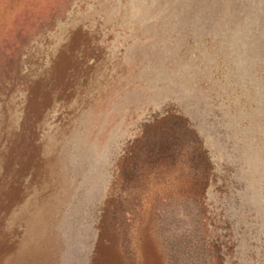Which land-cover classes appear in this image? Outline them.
<instances>
[{"label": "rangeland", "instance_id": "obj_1", "mask_svg": "<svg viewBox=\"0 0 264 264\" xmlns=\"http://www.w3.org/2000/svg\"><path fill=\"white\" fill-rule=\"evenodd\" d=\"M0 264H264V0H0Z\"/></svg>", "mask_w": 264, "mask_h": 264}]
</instances>
